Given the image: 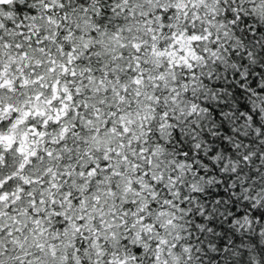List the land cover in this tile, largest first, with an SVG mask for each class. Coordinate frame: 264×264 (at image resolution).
<instances>
[{
    "label": "snow or ice",
    "instance_id": "obj_1",
    "mask_svg": "<svg viewBox=\"0 0 264 264\" xmlns=\"http://www.w3.org/2000/svg\"><path fill=\"white\" fill-rule=\"evenodd\" d=\"M0 264H264V0H0Z\"/></svg>",
    "mask_w": 264,
    "mask_h": 264
}]
</instances>
